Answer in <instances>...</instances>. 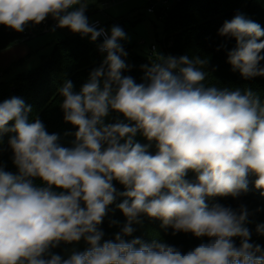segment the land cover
I'll return each instance as SVG.
<instances>
[{
  "label": "clouds",
  "instance_id": "obj_1",
  "mask_svg": "<svg viewBox=\"0 0 264 264\" xmlns=\"http://www.w3.org/2000/svg\"><path fill=\"white\" fill-rule=\"evenodd\" d=\"M94 0H0V25L16 32L51 17L55 27L90 36L106 56L79 92L71 80L57 88L64 120L78 130L74 146L60 144L43 122L30 120L32 108L23 99L0 102V144H8L18 173L0 164V264H264V250L250 243L244 226L245 206L211 207L206 198L239 197L248 191V177L264 195V100L250 87L231 89L206 85L209 60L200 55L179 58L153 52L143 65V82L123 75L129 68L120 26L89 24L86 9ZM53 28V31L55 30ZM219 35L235 38L228 63L247 80L264 76V29L242 14L226 20ZM128 121L105 124L109 111ZM10 122H12L10 126ZM141 133L155 141L157 152L135 142ZM123 141V143H121ZM189 171L194 181L186 180ZM39 181V184L35 181ZM127 189L118 208L127 217L124 235L146 214L177 232L207 237L182 253L158 239L139 238L101 243L98 226L116 197L113 181ZM112 223H116L113 221ZM257 233L264 235V224ZM240 237L237 247L232 238ZM83 238L90 247L64 259L51 254L60 242ZM139 246V247H137ZM49 256L50 258H45Z\"/></svg>",
  "mask_w": 264,
  "mask_h": 264
},
{
  "label": "trees",
  "instance_id": "obj_2",
  "mask_svg": "<svg viewBox=\"0 0 264 264\" xmlns=\"http://www.w3.org/2000/svg\"><path fill=\"white\" fill-rule=\"evenodd\" d=\"M162 19H166L165 36L162 47L169 48L164 53L168 56L179 58L182 55H200L209 60L207 68L208 76L205 80L206 85L215 84L217 87H228L231 89L250 87L261 95L264 100V76H258L245 80L240 72L234 71L228 63V52L236 46L235 38L223 37L219 35V29L226 20H231L235 15L242 14L261 25L264 29V0H179L165 14L157 12ZM47 19H51L48 17ZM43 22L33 26L29 24L23 32H16L10 28L0 25V53L17 46L25 40L26 33L42 35ZM124 19L120 26L124 25ZM33 37H30L32 39ZM29 39V40H30ZM260 40H264L261 37ZM32 54L22 60L27 61ZM103 53L99 52L97 45L81 39L78 35L66 37L58 40L49 57H43L41 65L32 71L22 72L15 76L11 81L4 78L0 79V102L12 97L23 99L26 105H30L32 112L30 120L34 122L40 119L45 125L49 134H58L59 142L64 147H73L75 136L78 130L72 124L65 122L64 113L59 107L61 97L57 93V88L64 80H71L74 91L79 92L82 85L87 82L89 74L99 68ZM106 55V54H105ZM264 55V50L261 51ZM154 57L140 56L129 53L125 59L129 66L123 75L131 76L137 83L143 82L144 71L142 66L150 64ZM21 62V61H20ZM14 64L5 72L7 74L15 66ZM260 67H264V60L260 61ZM4 76V75H3ZM109 113H118L110 110ZM12 122H10L11 126ZM13 133L3 136V143L0 144V164L4 170L13 174L18 173V168L13 163V152L8 144V140ZM141 145H148V153L155 155L157 152L156 142H149L146 138ZM196 173L189 171L186 180L194 181ZM257 177L250 174L248 177V191L239 197L215 196L206 198V203L211 207L214 204H221L239 210L241 205L245 206L248 216L244 226L251 232L250 243L258 244L264 250V235L257 233L258 224H264V195L261 190L255 187ZM39 184V181H35ZM116 189V197L112 204L108 205L107 214L103 222L98 226L104 235V241L115 242V236L120 234L125 242L139 238L145 244H151L154 239L163 241L175 246L182 253H187L199 246L201 243L209 242L207 237H195L192 233L177 232L173 234V229L163 226V222L158 218H151L146 214L138 217L139 222H133L131 227L134 229L131 235H124L123 227L128 223L127 217L118 208L127 197L120 195L127 189L118 181H113ZM116 221V223H112ZM234 244L239 247L240 237L232 238ZM82 245L81 252L87 250L90 245L83 239L79 241ZM66 242H60L56 247L50 248L51 254L60 255L66 249ZM139 247V246H137ZM50 258L49 256L45 257Z\"/></svg>",
  "mask_w": 264,
  "mask_h": 264
},
{
  "label": "rangeland",
  "instance_id": "obj_3",
  "mask_svg": "<svg viewBox=\"0 0 264 264\" xmlns=\"http://www.w3.org/2000/svg\"><path fill=\"white\" fill-rule=\"evenodd\" d=\"M94 0L86 9L88 21L97 19L102 21L110 33L112 26H118L119 22L124 19L125 24L122 29L127 34L128 39L121 41L124 49L129 53H136L140 56H148L151 52V46L156 45L159 48V53H163L162 42L164 41L166 19H162L156 13H148V2L146 0ZM170 9L177 3V0H170ZM104 2H110L107 7ZM51 22L53 19H46ZM66 29L51 30L48 33L33 37L32 39L18 44L11 52L20 54L25 51L33 52L27 61H21L10 74L7 73L3 78L11 81L15 76L22 72H29L37 69L41 65L43 57H49L53 51L55 43L66 36ZM25 50V51H24ZM24 54V53H23ZM102 55V61L105 58ZM1 66V62H0ZM3 67H0V73L3 74ZM6 77V78H5ZM117 120L128 121L120 113H109L104 118L105 124L115 123ZM145 137L141 133H137L134 137L135 142L141 143ZM123 143V141H121ZM82 245L78 242H73L68 245L61 257L67 259L73 251L81 252Z\"/></svg>",
  "mask_w": 264,
  "mask_h": 264
},
{
  "label": "built area",
  "instance_id": "obj_4",
  "mask_svg": "<svg viewBox=\"0 0 264 264\" xmlns=\"http://www.w3.org/2000/svg\"><path fill=\"white\" fill-rule=\"evenodd\" d=\"M148 2V13H157V12H162L163 14H165V12L167 10L170 9V6H171V1L170 0H146ZM177 2H179V0H177ZM112 3H115V1L113 0ZM111 3L110 2H104V6L107 7L109 6ZM56 21L53 20L51 22H47V21H44L42 26V34H45V33H48L49 31L53 30V28L55 27L56 25ZM90 25L92 26H95L97 29H100V28H103L105 29V32L108 33L110 35V33L108 32L107 28L105 27V25L102 23V21L100 20H93L92 22L89 23ZM118 26H120V22L118 24ZM64 28H58V27H55V30H62ZM35 35H33L32 33H26L25 34V40L23 42H26L30 39V37H34ZM81 39L83 40H88L94 44L97 45V49L99 51V45L101 43H103V40H104V36H101V37H98L97 40L95 42L91 41V38L90 36H81L80 34L78 35ZM165 49H164V54L165 52L167 51V49L169 48L168 46H165ZM125 51L127 52V50L125 49ZM100 52V51H99ZM153 52H158L159 53V48L156 46V45H152L151 46V52L150 54L148 55L150 58L151 57H154V53ZM128 53V52H127ZM103 54H106V53H103ZM167 55L169 56L170 53L167 52ZM171 56V55H170ZM3 74L0 73V79H3ZM73 242L71 243H66V246L68 245H71ZM46 257V256H45Z\"/></svg>",
  "mask_w": 264,
  "mask_h": 264
},
{
  "label": "crops",
  "instance_id": "obj_5",
  "mask_svg": "<svg viewBox=\"0 0 264 264\" xmlns=\"http://www.w3.org/2000/svg\"><path fill=\"white\" fill-rule=\"evenodd\" d=\"M87 16V15H86ZM93 20H97V19H93ZM93 20H90V22H92ZM123 26V25H122ZM122 26H120L122 28ZM106 27V26H105ZM66 29V28H64ZM73 35H79V33H73L72 31H70L69 29L66 30V36L63 37V38H60L59 40L61 39H64L66 37H69V36H73ZM21 44V43H20ZM18 46V45H17ZM17 46L13 47V48H16ZM13 48H10L2 53H0V62H1V66L3 67V75L6 76L5 72L7 70H9L10 67H12L14 64H17L18 62L22 61L24 58H26L28 55L30 54H33V52H23V53H20V54H15L13 52H11L13 50ZM0 66V67H1ZM16 67V66H15ZM14 67V68H15ZM13 68V69H14ZM11 70L9 71L8 73L10 74L12 71H15V70ZM6 78V77H5Z\"/></svg>",
  "mask_w": 264,
  "mask_h": 264
}]
</instances>
